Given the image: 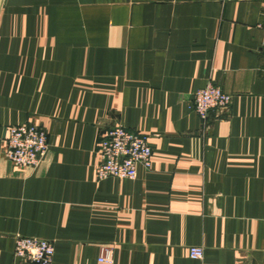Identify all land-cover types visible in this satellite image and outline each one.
I'll return each mask as SVG.
<instances>
[{
    "label": "crops",
    "instance_id": "crops-1",
    "mask_svg": "<svg viewBox=\"0 0 264 264\" xmlns=\"http://www.w3.org/2000/svg\"><path fill=\"white\" fill-rule=\"evenodd\" d=\"M263 47L264 0H0V264L18 235L53 264H264ZM210 83L232 101L203 119ZM31 123L49 149L16 167ZM115 126L149 137L135 180L97 179Z\"/></svg>",
    "mask_w": 264,
    "mask_h": 264
},
{
    "label": "built area",
    "instance_id": "built-area-1",
    "mask_svg": "<svg viewBox=\"0 0 264 264\" xmlns=\"http://www.w3.org/2000/svg\"><path fill=\"white\" fill-rule=\"evenodd\" d=\"M231 101V95L210 83L195 94L191 109L205 119L214 111L227 110ZM48 149L46 131L31 123L9 129L4 156L16 167H36ZM97 151L100 155L97 179L100 181L110 177L135 180L139 167L148 170L152 167L153 151L149 137L122 126L111 128L99 140ZM54 256L55 247L49 240L21 235L15 238L14 257L26 264H53ZM189 257L203 259L204 249L190 247ZM99 262L111 263V252L104 249Z\"/></svg>",
    "mask_w": 264,
    "mask_h": 264
}]
</instances>
